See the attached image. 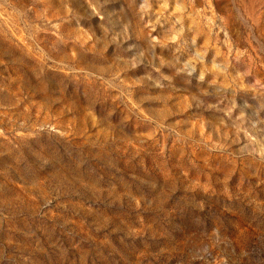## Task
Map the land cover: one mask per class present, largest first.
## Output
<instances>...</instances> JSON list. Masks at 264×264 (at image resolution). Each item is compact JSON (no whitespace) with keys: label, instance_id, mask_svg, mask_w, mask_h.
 I'll return each instance as SVG.
<instances>
[{"label":"rangeland","instance_id":"1","mask_svg":"<svg viewBox=\"0 0 264 264\" xmlns=\"http://www.w3.org/2000/svg\"><path fill=\"white\" fill-rule=\"evenodd\" d=\"M0 264H264V0H0Z\"/></svg>","mask_w":264,"mask_h":264}]
</instances>
